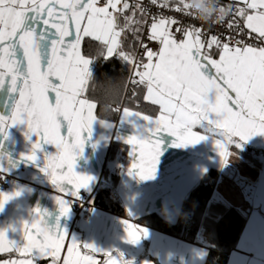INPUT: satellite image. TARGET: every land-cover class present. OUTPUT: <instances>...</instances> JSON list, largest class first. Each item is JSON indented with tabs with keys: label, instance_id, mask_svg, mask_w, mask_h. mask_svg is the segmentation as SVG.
Wrapping results in <instances>:
<instances>
[{
	"label": "snow or ice",
	"instance_id": "snow-or-ice-1",
	"mask_svg": "<svg viewBox=\"0 0 264 264\" xmlns=\"http://www.w3.org/2000/svg\"><path fill=\"white\" fill-rule=\"evenodd\" d=\"M150 2L156 5L158 0ZM171 3L172 0H164L160 6L168 8ZM243 3L245 7L235 9L226 5L227 17L243 18L249 34L255 33L264 41V0H243ZM98 4L99 0H0V88L8 82L11 90L18 92L11 116L0 115V133L7 139L9 119L11 126L25 124L26 137L36 138L31 151L23 155V159L31 162L37 160L42 144L54 146L55 154L45 155L41 171L60 192L71 184L73 190L67 195L78 198L80 189L87 188L93 179L74 171L76 158L84 149L83 134L87 132L90 136L97 117V103L83 98L93 77L90 65L94 61L82 53L86 40L100 46L98 58L107 60L118 55L131 63L138 78L133 83L146 87L144 100L159 106L155 119L123 109L122 121L131 122L136 129L125 142L134 148L139 146V161L131 165L129 173L139 179L154 178L161 154L158 139L161 132L176 138L174 147L194 145L208 138L193 131L196 127L218 134L223 139L216 140L215 147L224 163L231 154L227 146L236 138L247 141L251 136L264 134V46H231L215 34L204 39L202 27L154 16L148 40L157 42L159 49L149 50L139 40L147 62L137 63L123 50L121 37L125 32L140 36L142 26L147 23L143 19L145 9L137 3L129 16L124 14L130 9L127 0ZM248 9L253 11L249 13ZM170 10L192 17L184 0H176ZM137 13L140 19L136 18ZM226 18L217 24H223ZM227 27L229 30L238 27L235 19ZM177 34L182 38L178 39ZM214 48L219 50L218 59L212 56ZM112 126L105 123V127ZM5 171V164L0 161V173ZM18 195L19 192L0 193V210ZM55 199L60 216H67L70 202L59 196ZM33 212L36 216L31 222L22 223V246L0 230V253L15 250L29 257L6 260L4 264H35L45 257H51V264H61L67 230L61 232L58 224L49 228L46 211L36 208ZM122 223L129 243L135 244L147 236L146 229L127 220ZM83 248L102 251L92 244H83ZM77 249L72 238L62 264H97L91 255H82ZM119 258V264H131L122 253ZM104 264H117V260L110 256Z\"/></svg>",
	"mask_w": 264,
	"mask_h": 264
},
{
	"label": "crops",
	"instance_id": "crops-1",
	"mask_svg": "<svg viewBox=\"0 0 264 264\" xmlns=\"http://www.w3.org/2000/svg\"><path fill=\"white\" fill-rule=\"evenodd\" d=\"M172 1L173 4L176 3V0ZM235 1L244 5L243 0ZM127 2L130 7L133 5L128 0ZM133 10L132 8L124 14L130 16ZM252 11L248 9L249 13ZM242 21L244 23L243 18ZM212 56L218 59L219 50L214 48ZM143 62H147L146 58ZM146 94L145 87L144 96ZM16 99H18V92L12 91L10 83L6 82L0 88V115L10 117ZM125 108L130 112L138 111L141 115H149L153 119L159 116V112L156 115H150L133 107L123 109ZM123 109L116 121L106 120L113 125L112 127H103L100 123L94 122L90 136L87 132L83 134L84 149L76 158L74 171L93 177L88 187L82 189L94 199L102 182L104 169L110 165L108 154L112 142H118L126 147L128 166L127 170L121 174L115 192L124 206L125 215L94 206L90 217L76 216L72 207V201L76 197L67 195V192L73 190V185L66 184L65 192H60L51 184L48 176L41 171L44 167L45 155L55 154V147L42 144V150L37 152L35 162L23 159V155L31 151L32 143L36 138L34 135L26 137L27 126L25 124L11 126V121L8 120L7 139L0 133V145H2L0 161L6 167L3 173L10 175L12 180L7 188H0V193L19 192L20 195L7 201L0 210V230L6 231L7 238L22 246L24 243L22 223L31 222L33 216H36L33 210L39 208L42 212L46 211L45 220L49 228L56 227L58 224L61 232L67 230L68 234L63 242L64 248L61 251V264L67 255V247L71 245L72 238L77 242V250L82 255H91L97 264H104L110 256L119 264V253L123 254L126 261H131V264H205L209 249L204 244L163 232L139 222L138 218L157 213L172 223L177 222L183 200L198 181L210 169H218L223 173L230 168L232 173L227 175V178L232 179L235 185L228 184V180L222 181L220 178L212 199L244 207L249 213L238 245L229 253L227 264H264V155H259L260 164L242 159L253 171L252 173L246 171L243 174L240 168L232 162L234 153L232 146L237 144L239 147L253 146L264 152V134L251 136L247 141L236 138L233 144L227 146L231 154L224 163L215 147V141L223 139L218 134L205 132L204 129L196 127L193 131L206 135L208 138L194 145L174 147L173 145L177 142L176 138L166 132H161L158 136L161 141V154L156 164L154 178L141 180L129 173L131 165L139 161V146L134 148L133 145L125 142L127 137L136 133V129L131 122L122 121ZM57 196L70 202L71 211L67 216H60L59 206L55 199ZM125 220L129 224L146 229L147 236H142L135 244L129 243L125 225L122 223ZM12 228L16 231H12ZM30 230L35 231V229ZM83 244H92L102 251L91 252L83 248ZM26 258L29 257L15 250L4 252L0 253V264H4L6 260ZM35 264H51V257L39 259L35 261Z\"/></svg>",
	"mask_w": 264,
	"mask_h": 264
},
{
	"label": "trees",
	"instance_id": "trees-1",
	"mask_svg": "<svg viewBox=\"0 0 264 264\" xmlns=\"http://www.w3.org/2000/svg\"><path fill=\"white\" fill-rule=\"evenodd\" d=\"M226 1L221 0V3H225ZM158 2L162 3L164 0H158ZM170 5L175 7L173 1ZM132 6L127 11H131ZM136 18L140 19V14ZM120 22L122 23L123 19ZM139 39L140 36L134 37L130 32L123 33L121 45L123 50L134 57ZM99 49L100 46L98 44H92L87 40L82 44V53L94 60L90 65V71L94 80L89 82L85 96L97 103L96 114L100 116L102 109L100 103L101 92L98 85L108 78L117 79L121 82V93L116 103L117 105H122L123 108L133 107L150 115L158 114L159 107L144 100L145 86L129 82L131 63L123 61L118 55L107 60L98 58L96 54ZM137 102L140 105H137ZM119 114L118 111L110 107L103 118L116 121ZM119 147H123L124 155L126 156V147L118 142H112L108 154L110 165L104 169L102 182L93 200L95 206L125 215L124 206L115 195L121 176V174L115 171ZM245 148L258 155H264V152L253 146L246 145ZM244 155L247 156V154ZM248 157L254 164H260L259 160L252 159L249 155ZM232 162L235 163V161ZM238 165H240L238 167L243 174L246 171L253 172L242 160H239ZM220 178L222 181L228 180V184L235 185L232 179L227 178L225 172L221 173L218 169H210L183 200L177 222L172 223L157 213L142 216L138 218V221L174 236L204 244L209 249L205 264H227L229 253L238 245L248 220L249 211L244 207H237L226 201L212 199Z\"/></svg>",
	"mask_w": 264,
	"mask_h": 264
},
{
	"label": "built area",
	"instance_id": "built-area-1",
	"mask_svg": "<svg viewBox=\"0 0 264 264\" xmlns=\"http://www.w3.org/2000/svg\"><path fill=\"white\" fill-rule=\"evenodd\" d=\"M133 5L139 3L144 9V20L147 21L143 25V29L140 35V39L144 44L148 45V49L152 51H157L159 45L157 42L149 41L148 35L150 30V24L152 22V18L155 16L159 18L160 16L171 17L179 19L183 25H196L202 27L205 33L204 39L208 38L209 34H215L220 37L223 41L229 42L231 46H243L244 44L260 47L264 46V41L258 38L257 35L251 33L244 27V23L242 18L234 17V15H229L223 24H201L199 21L193 19L192 17L185 16L181 13H177L174 10H170L174 8V6L169 5L168 8L161 7V2H158L156 5H153L150 0H128ZM106 3V0H99V4L97 6H103ZM223 5H231L233 9L237 7H244L243 4L235 1V0H227ZM235 19L238 27H233L231 30L228 29L227 25L229 22H232ZM177 38H182L177 34ZM135 62H141L145 59L144 49L141 47L140 43H138L136 52L134 54ZM133 79H137L134 76V68L131 64V74L129 82H133ZM140 105L139 102L136 103ZM113 109L118 111L119 113L122 111L123 106L113 104L111 106ZM117 165L115 171L119 174L124 173L127 170V159L124 155L123 147H119L117 150ZM12 177L5 173H0V188L5 189L11 183ZM95 206L93 197L88 195L84 189H80L78 198H74L72 201V207L76 216H84L90 217L91 210Z\"/></svg>",
	"mask_w": 264,
	"mask_h": 264
},
{
	"label": "clouds",
	"instance_id": "clouds-1",
	"mask_svg": "<svg viewBox=\"0 0 264 264\" xmlns=\"http://www.w3.org/2000/svg\"><path fill=\"white\" fill-rule=\"evenodd\" d=\"M189 5L191 16L201 24H217L229 14V8L221 3V0H184ZM94 77L90 78L93 81ZM100 88V103L102 105L101 115L96 117L97 123L105 127L107 123L104 115L113 104L119 100L121 93V82L117 79L108 78L98 85Z\"/></svg>",
	"mask_w": 264,
	"mask_h": 264
},
{
	"label": "rangeland",
	"instance_id": "rangeland-1",
	"mask_svg": "<svg viewBox=\"0 0 264 264\" xmlns=\"http://www.w3.org/2000/svg\"><path fill=\"white\" fill-rule=\"evenodd\" d=\"M143 29V28H142ZM233 158H232V161H235V164L238 166L239 164V160H242L243 158H245L246 160H250V158L248 157V155L252 158V159H257L259 160V155L256 154L255 152H250L248 151L244 146L243 147H237V146H233ZM241 152V153H240ZM247 154V156H245L244 154ZM243 161V160H242ZM251 161V160H250ZM225 174H227L228 176L231 175L232 173V170H230V168H228L227 170H225ZM227 176V177H228Z\"/></svg>",
	"mask_w": 264,
	"mask_h": 264
}]
</instances>
